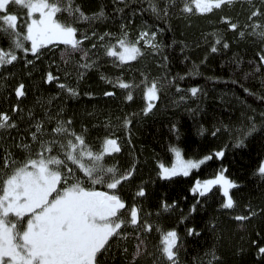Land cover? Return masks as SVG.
I'll return each mask as SVG.
<instances>
[{"label": "snow or ice", "instance_id": "snow-or-ice-1", "mask_svg": "<svg viewBox=\"0 0 264 264\" xmlns=\"http://www.w3.org/2000/svg\"><path fill=\"white\" fill-rule=\"evenodd\" d=\"M0 264H264V0H0Z\"/></svg>", "mask_w": 264, "mask_h": 264}, {"label": "trees", "instance_id": "trees-1", "mask_svg": "<svg viewBox=\"0 0 264 264\" xmlns=\"http://www.w3.org/2000/svg\"><path fill=\"white\" fill-rule=\"evenodd\" d=\"M171 36H172V33H166L164 36L165 41L169 42ZM193 58L195 59L196 57L194 56ZM221 58L222 57H220V56L210 57L207 65L203 66L201 68V72L203 73V75L193 76V77H191V80H192V82L199 83L205 87V90L207 91L208 95L206 97H201L200 103L205 108H207L208 112L210 114L215 112L219 115L226 116L227 113L225 111H223L222 101L219 99L220 95L222 93H227L229 89H232L233 91H235L241 95H244V93L238 87H233V85L231 84L230 81L226 82L223 79L220 81H216V82L206 80V77L210 76V75H219L222 77H227L229 75L231 70L228 66H221L220 65L219 61ZM174 69H180V65L176 64L174 66ZM181 70H184V69H181ZM18 71H19V69H18ZM252 83L255 85V88L258 90L260 87L259 82L253 81ZM93 86L94 87H101L102 85H99L98 82L93 81ZM186 86H188V85H186ZM53 90H55V89L54 88L46 89V91H53ZM29 100H31V94L29 95ZM196 102L197 101L195 100V98L190 97V100L186 106L190 107V106L194 105ZM251 102H253V101L250 100V103ZM26 103H27V101H26ZM80 103L85 104V105L94 104V103L103 104V103H105V101L100 100V99L94 100L91 98H82ZM108 103H112L113 107L115 106L114 102H112V101H109ZM255 103L258 104V101H255ZM77 107H79V105H77ZM169 111L174 116H178L182 122H186V124H188V125L192 124V118L189 116V114L186 111H182L180 109H170ZM166 124H167V121L165 119L159 123L151 124L150 126L153 128V130L159 129L162 134L166 135ZM186 142L194 148L198 147L201 143H204V141H202V138L195 134L194 130L190 131L187 134ZM153 146L157 147V151H160V146H157V145H153ZM247 152H248L247 149L244 152L236 151L234 153H230L229 158L236 160L237 163H240L241 161H243V163L246 165L249 162L248 155H246ZM235 170H236L235 168L232 169V171H235ZM211 171H212L211 166L206 168V169H203V170L195 171L194 175H192L190 177H183L179 183H173V184L165 185L164 187L169 192L170 195H176L177 192L180 191V189L187 188L188 186H190L192 180L195 178V175H204V174L209 173ZM190 200H191V195L189 194V201ZM189 243L191 244L192 241L189 240ZM190 251H191V249H190Z\"/></svg>", "mask_w": 264, "mask_h": 264}]
</instances>
